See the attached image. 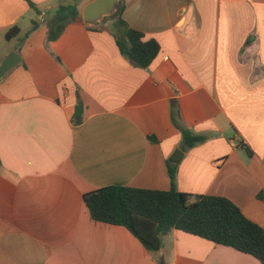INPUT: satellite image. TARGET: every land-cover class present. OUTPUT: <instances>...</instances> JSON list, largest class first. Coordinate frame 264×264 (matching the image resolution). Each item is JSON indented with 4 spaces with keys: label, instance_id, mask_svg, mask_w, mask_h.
<instances>
[{
    "label": "crops",
    "instance_id": "obj_1",
    "mask_svg": "<svg viewBox=\"0 0 264 264\" xmlns=\"http://www.w3.org/2000/svg\"><path fill=\"white\" fill-rule=\"evenodd\" d=\"M69 2L0 0V64L20 57L0 80V264H260L177 230L150 253L94 222L84 195L168 191L175 119L207 137L171 164L177 190L225 198L264 229V0H120L121 20L159 44L147 69L120 54L117 18L81 17L48 42L47 22Z\"/></svg>",
    "mask_w": 264,
    "mask_h": 264
},
{
    "label": "trees",
    "instance_id": "obj_2",
    "mask_svg": "<svg viewBox=\"0 0 264 264\" xmlns=\"http://www.w3.org/2000/svg\"><path fill=\"white\" fill-rule=\"evenodd\" d=\"M70 0L61 4L47 22V41H56L65 27L81 21L78 3ZM36 13L39 11L29 2ZM115 35L120 54L140 69H147L159 54L160 47L155 40L144 41L142 33L129 28L119 17ZM39 26L32 22L27 37ZM20 34L16 26L9 29L4 38L11 41ZM82 121V106L78 103L74 110V124ZM174 125L181 135L180 150L185 153L207 140L205 135L196 134L174 119ZM156 142L154 138H149ZM247 156L252 152L242 147ZM170 189L168 191L143 190L129 187H104L84 195V203L91 219L96 223L125 228L141 245L150 252L161 248V237L177 230L215 245L231 248L249 255L264 264V229L249 221L229 200L212 196H192L179 192L176 187V166L167 163ZM257 198L264 201V192Z\"/></svg>",
    "mask_w": 264,
    "mask_h": 264
},
{
    "label": "water",
    "instance_id": "obj_3",
    "mask_svg": "<svg viewBox=\"0 0 264 264\" xmlns=\"http://www.w3.org/2000/svg\"><path fill=\"white\" fill-rule=\"evenodd\" d=\"M120 0H94L86 5L81 17L87 24H97L104 21L105 18L114 17L119 9ZM20 63V57L15 52H10L0 64V80ZM182 157V152L176 150L169 159L170 163L177 164Z\"/></svg>",
    "mask_w": 264,
    "mask_h": 264
},
{
    "label": "rangeland",
    "instance_id": "obj_4",
    "mask_svg": "<svg viewBox=\"0 0 264 264\" xmlns=\"http://www.w3.org/2000/svg\"><path fill=\"white\" fill-rule=\"evenodd\" d=\"M112 19V17L109 19V17L108 18H105V22H109L110 20Z\"/></svg>",
    "mask_w": 264,
    "mask_h": 264
}]
</instances>
